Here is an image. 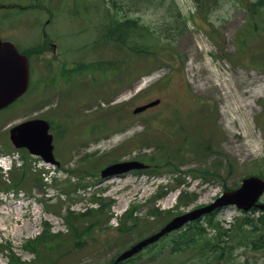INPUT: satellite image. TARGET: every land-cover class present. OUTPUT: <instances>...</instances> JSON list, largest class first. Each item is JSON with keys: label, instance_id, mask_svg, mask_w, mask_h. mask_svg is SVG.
Listing matches in <instances>:
<instances>
[{"label": "rangeland", "instance_id": "rangeland-1", "mask_svg": "<svg viewBox=\"0 0 264 264\" xmlns=\"http://www.w3.org/2000/svg\"><path fill=\"white\" fill-rule=\"evenodd\" d=\"M114 1L0 0V36L28 50L32 81L0 111V264H108L176 214L210 203L248 175L264 178V6L216 0L202 14L196 0ZM103 13L156 30L161 49L142 57L99 45ZM35 44L40 48H29ZM99 60L119 67L95 71ZM214 80L226 82L222 94L212 89ZM242 80L258 91L249 107L236 103L248 88ZM156 97L159 104L132 112ZM232 116L237 134L228 131ZM30 118L51 121L58 164L11 144L9 127ZM239 131L247 132L246 145ZM132 158L147 168L100 177L108 163ZM159 190L167 192L155 197ZM87 207L99 214L76 218L71 229L69 209ZM242 215L227 205L214 219L229 227ZM46 227L59 235L36 242ZM224 239L229 245L217 260L196 251L174 255L169 235L124 264H264V250Z\"/></svg>", "mask_w": 264, "mask_h": 264}, {"label": "trees", "instance_id": "trees-1", "mask_svg": "<svg viewBox=\"0 0 264 264\" xmlns=\"http://www.w3.org/2000/svg\"><path fill=\"white\" fill-rule=\"evenodd\" d=\"M114 4V0H111ZM161 3L166 2V0H158ZM197 7L199 8L198 11L206 12L211 6H213L216 2V0H196ZM241 1V0H240ZM171 2H174L171 0ZM251 5L253 6H264V0H256L255 2H252ZM109 8V5L107 6ZM171 13H175L174 16L175 20H180V18H183V16H180V12L178 11H171ZM201 13H199L200 15ZM258 15V14H257ZM256 15V16H257ZM106 18L105 22H103L102 25L105 26V31L102 33L101 36L95 35V42H98L99 45L105 44V42H111L114 43L116 46L117 51H124L127 50L126 48L130 49L131 51L137 53L138 55L142 57H149L154 56L158 50L161 49V46L159 44V37L156 34V30H151L148 26L141 24L138 22L136 18H130L125 17L123 19H117L113 17L112 13L107 14V16L103 13L101 15ZM252 16V15H251ZM255 16V15H254ZM252 16V17H254ZM251 17V18H252ZM182 32L181 29H177L176 33ZM161 35L165 38H169V34H165L164 32H161ZM175 35H171V40L174 39ZM143 40V43L139 40ZM164 46V45H163ZM97 47V46H96ZM33 49H36L37 47H32ZM39 50V49H37ZM126 65V63L121 66L120 68H123ZM117 65L114 67V65L111 62H106L104 60H99V63L95 65V71L96 69H101L104 72L110 73L114 69H116ZM83 69L85 67L82 66ZM109 70V71H108ZM80 71V69H79ZM19 180H14L13 182H18ZM164 193V191H160L157 193V196H161ZM102 206V204H101ZM95 213V214H94ZM98 215L99 211L95 210L94 207H87L82 212L74 213L72 210L69 209L68 215H67V223L71 227V229H74L73 221L78 217H90L91 215ZM214 212H211L207 214L203 219L205 222H200V218L196 219L195 221L188 223L187 227L185 229L173 232L172 235V243H170L169 251L174 253V255L178 253L185 254L196 251V254L205 255L208 260H217L218 258L224 257L226 248L229 245L227 240L231 238L236 239V245H249L251 249L255 250H264V233L259 229L260 226H264V216H258L254 217L249 216V213H244L241 217H236L235 221L230 225L229 227L222 226L217 220L214 219ZM95 216V219H96ZM259 222V227L256 226V222ZM200 222V224L198 223ZM134 224H138V220L134 221ZM206 227H213L214 232L212 235L208 236L205 228ZM121 232H126L127 230H124L120 228ZM49 228L46 227L44 231H42L41 235H38L35 239L36 242L41 243L43 239H50L54 238L55 236H58L59 233H52L51 235H48ZM45 235H48L46 238H44ZM77 237L80 236L79 233L76 234ZM54 236V237H51ZM27 242H31V240H28ZM234 243V242H233ZM154 245V244H152ZM152 245H149L151 247ZM28 247V245H25ZM59 245H56L58 247ZM161 249L158 250L160 252ZM141 252L133 256L132 258L138 256ZM186 255V254H185ZM131 258L120 262L119 264H124L127 261H129ZM17 262H20L19 259ZM24 264V263H22Z\"/></svg>", "mask_w": 264, "mask_h": 264}, {"label": "water", "instance_id": "water-1", "mask_svg": "<svg viewBox=\"0 0 264 264\" xmlns=\"http://www.w3.org/2000/svg\"><path fill=\"white\" fill-rule=\"evenodd\" d=\"M28 83L29 67L27 57L20 53L12 42L0 38V109L20 96L27 89ZM158 102L159 99L152 100L135 107L133 112L142 111ZM9 139L15 147H26L30 153L39 155L44 161L57 163L53 158L52 134L49 132V123L46 120L32 118L16 123L9 128ZM144 166L142 162L137 160L118 161L102 168L100 176L107 177ZM263 190V179L257 176L245 177L237 189L224 191L209 204L172 217L157 231L121 251L110 264H116L131 257L144 246L158 240L165 233L179 228L184 223L204 215L216 207L235 204L243 210H247L252 206L264 208V204L257 203V199Z\"/></svg>", "mask_w": 264, "mask_h": 264}, {"label": "bare ground", "instance_id": "bare-ground-1", "mask_svg": "<svg viewBox=\"0 0 264 264\" xmlns=\"http://www.w3.org/2000/svg\"><path fill=\"white\" fill-rule=\"evenodd\" d=\"M196 81V80H195ZM246 80H242L241 81V83H240V85H241V88L243 89H246V87H248V85H249V83H247V82H245ZM212 83H211V85H212V89L214 90V89H218V92H222V90H226V87H225V83L226 82H222L221 80L218 82V81H216V80H214V81H211ZM213 86H215L216 88H213ZM264 87V86H263ZM220 88H222V89H220ZM253 89H251V88H247L246 90H244V92H242V93H238V99L236 100V103H239V101H241L242 102V105L244 106V107H249V104H251L252 103V101L253 100H255V94H257L258 93V91H256L255 92V94H254V90L252 91ZM247 91L250 93V95H248V96H245V98H244V95H246L247 94ZM222 94V93H221ZM253 95V96H252ZM250 97H252L253 98V100L251 101V99H250ZM232 103H233V101H232ZM225 111H223V113H224ZM239 125H238V122H237V118L235 117V116H232V119L230 120V122H229V125L227 126L228 127V131L230 132H232V133H236L237 134V132H235V131H233L232 130V127L233 128H237V129H239V127H238ZM239 134L241 135V142L243 143V144H247V140L245 139L246 138V136H248L247 135V132L245 131V134L243 133V132H241V131H239ZM233 139V138H232ZM239 139V138H238ZM258 139V138H257ZM234 140V139H233ZM255 141V140H254ZM236 142H237V144H239L238 142H239V140H237L236 139ZM255 143V142H254ZM234 144V143H233ZM234 146H236V148H237V150H239V148H240V145H234ZM235 154V153H234ZM237 154V153H236ZM238 155V154H237ZM171 198V197H170Z\"/></svg>", "mask_w": 264, "mask_h": 264}]
</instances>
